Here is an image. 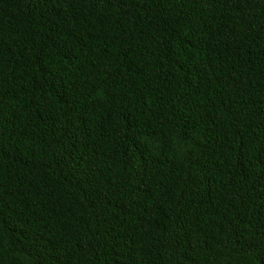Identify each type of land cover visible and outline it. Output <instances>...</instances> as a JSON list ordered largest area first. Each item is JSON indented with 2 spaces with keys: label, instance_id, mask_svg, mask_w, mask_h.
Segmentation results:
<instances>
[{
  "label": "trees",
  "instance_id": "1",
  "mask_svg": "<svg viewBox=\"0 0 264 264\" xmlns=\"http://www.w3.org/2000/svg\"><path fill=\"white\" fill-rule=\"evenodd\" d=\"M0 264H264V0H0Z\"/></svg>",
  "mask_w": 264,
  "mask_h": 264
}]
</instances>
